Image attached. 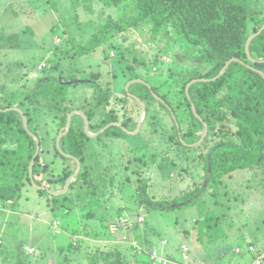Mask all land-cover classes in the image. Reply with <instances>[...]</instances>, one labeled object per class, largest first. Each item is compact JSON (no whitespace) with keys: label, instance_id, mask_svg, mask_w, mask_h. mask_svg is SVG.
Instances as JSON below:
<instances>
[{"label":"rangeland","instance_id":"rangeland-1","mask_svg":"<svg viewBox=\"0 0 264 264\" xmlns=\"http://www.w3.org/2000/svg\"><path fill=\"white\" fill-rule=\"evenodd\" d=\"M254 8L264 10V1ZM121 22L118 9L101 0H58L55 6L48 0H0V98L10 96L17 102L29 94L36 76H60L72 82L66 88L67 101L84 108V113L95 109L100 98L98 88L90 83L94 81L107 100L94 112L89 133L109 113L120 120L132 118L126 130L134 132L139 105L129 93L128 100L123 95L131 76L128 63L136 64L140 80L171 96L181 89L180 77L198 64L173 36L157 31L152 20H138L129 27ZM111 23H121L111 40L85 55L74 54L75 45L92 44L93 36ZM146 116L136 134L121 140L88 137L87 161L101 173L95 211L102 222H96L98 218L88 222L82 210L52 215L45 207L48 197L27 184L11 204L0 203V264H88L93 253L107 250L118 251L127 264H149L153 247L164 251L171 264H179L182 245L188 250L189 264H254L256 259L264 264V176L237 170L219 187L199 194L195 204L181 206L188 201L183 199L188 189L202 182L201 164L193 161L195 154L166 142L171 121L157 104ZM33 120L30 129L42 139L39 160L46 171L39 179L45 187L46 180L56 179L67 165L54 153L53 141L62 129L55 110L41 111ZM5 146L13 147L10 141ZM185 154H191L189 159ZM47 187L61 190L57 184ZM214 201L221 206L214 207ZM208 208L221 218L224 232L214 244L211 238L209 242L204 237L202 243L196 239L195 221ZM138 217L143 218L140 224ZM249 246L254 251L248 252Z\"/></svg>","mask_w":264,"mask_h":264},{"label":"trees","instance_id":"trees-1","mask_svg":"<svg viewBox=\"0 0 264 264\" xmlns=\"http://www.w3.org/2000/svg\"><path fill=\"white\" fill-rule=\"evenodd\" d=\"M57 1L48 0L52 6H55ZM101 1L108 7L117 8L122 18L121 23L127 27L138 20H152L157 31L173 36L175 43L189 52V57L198 64L189 75L180 77L181 89L173 96L169 94V91L162 94L161 87L153 85L151 90L140 84H132L129 88V93L145 104L146 115L149 114L151 106L157 104L159 109L169 117L171 128L166 132V142L169 146L195 154L193 161L196 160L195 164H201L202 182L199 187L188 189L183 196L184 201H188L181 206L195 204L200 197L199 194L208 193L211 187H219L224 183L226 176L237 170H254L264 176V78L258 73L264 74V30L250 44L249 52L252 61L245 54L247 39L264 25V10L254 8L256 3L264 0ZM121 23H115V25L111 23V26L94 35L92 44L75 45L74 54L82 56L102 46L113 38L117 29L116 25L120 26ZM232 58L238 61L232 62L219 79L192 84L186 95L185 87L188 83L195 79L210 80L216 77L225 63ZM240 62L249 67L243 66ZM135 65L128 63L127 67L131 70L128 81L141 79ZM63 80L64 78L60 76L39 77L35 79L29 94L17 102H14L10 96L5 100L0 98V109L22 110L24 103L27 102L28 107L24 109V114L27 117L29 130L36 136H38L37 132L30 129L33 118L36 122L37 113L55 110L59 114L58 128L63 129L68 114L75 109L84 111V108L72 107L69 104L66 98L68 86L61 84ZM90 83L98 88L100 98L95 109L84 112L88 120L94 117L96 109L107 100L104 89L94 81ZM123 94L125 100H128L127 93L123 92ZM152 94L158 96L163 103L158 102ZM191 104L208 126V133L203 143L194 148H189L179 141L177 128L170 113L171 111L176 118L183 142L193 144L201 136L202 124L194 117ZM26 110L28 111L25 112ZM118 120L113 113H109L101 118L96 127L99 130ZM127 120L128 124H122L125 129H129L130 122L133 123L132 118L129 117ZM102 135L113 139H122L127 136L118 127L107 129L96 139H100ZM38 138L41 143L42 139L39 136ZM7 141L12 142L13 147H4ZM88 142L89 138L83 131V122L77 126L72 118L69 132L60 140V148L65 154L74 156L80 161L79 174L64 195L49 196L44 191L35 190L48 197L45 207L52 215L58 217L82 210L83 216L90 219L88 222L98 218L96 222L99 223L102 219L96 216L95 208L101 196L102 187L98 184L101 173L95 172L92 164L87 161ZM53 143L55 155L67 165L56 179H47L46 184L48 186L57 184L62 189L66 180L74 173L76 164L58 153L55 148V139ZM34 151L35 142L23 130L19 114L14 111L0 112L1 204H11L17 196L21 195L22 189L27 184L30 185L28 168ZM186 155L184 158L189 159L191 154ZM39 158L40 152L35 160L32 176L38 186H43V181L39 177L44 174L46 168L40 164ZM110 182L112 185L113 182ZM47 185L46 188H48ZM216 195L217 193L212 194V196ZM213 205L219 207L221 203L214 201ZM158 209H163V206ZM205 211L208 212L205 215L200 214L195 221L196 239L202 243L204 237L209 242L211 238L210 243L214 244L224 236L221 218L214 216L211 208ZM202 245L206 247L205 244ZM14 255L18 257L17 254ZM91 256L88 264H127L123 262L121 254L115 250L93 253Z\"/></svg>","mask_w":264,"mask_h":264},{"label":"water","instance_id":"water-1","mask_svg":"<svg viewBox=\"0 0 264 264\" xmlns=\"http://www.w3.org/2000/svg\"><path fill=\"white\" fill-rule=\"evenodd\" d=\"M264 30V25L254 34L250 35L249 38L247 39L246 41V44H245V54L247 56V58L252 61V58H251V55H250V52H249V47H250V44L251 42L257 38L261 32ZM235 61H238V59L236 58H232L231 60H229L228 62L225 63L224 67L221 69V71L218 73V75L210 80H207V79H195V80H192L190 83L187 84V86L185 87V93L186 95L188 94V89L189 87L192 85V84H195V83H198V82H209V81H215L217 79H219L227 70L228 66L232 63V62H235ZM243 66L245 67H249L248 65H246L245 63L243 62H240ZM263 78H264V74L262 72H258ZM72 82L70 81H61V84L63 85H67L69 86ZM135 83H140L144 86H146L149 90H151V86L149 84H147L146 82H144L143 80H140V79H136V80H131L128 82L127 86H126V93H129V87L132 85V84H135ZM153 97L158 101V102H161L163 103V101L158 97L156 96L155 94H152ZM129 96L131 99L135 100L138 105H139V119L137 121V128L134 132H128L120 123H117V122H113V123H110L108 125H106L105 127H103L102 129H100L98 132L94 133V134H90L89 133V121L86 117V115L79 111V110H74L72 111L70 114L67 115V118H66V124L64 126V128L62 129V131L57 135L56 139H55V148L57 149L58 153L63 156L64 158H67V159H71L75 162L76 164V168H75V171L74 173L66 180L65 182V185L64 187L60 190V191H51L49 190L48 188L46 187H42V186H38L34 180H33V167H34V164H35V160L37 159L38 155H39V152L41 150V145H40V140L39 138L34 134L32 133L30 130H29V127H28V121H27V117L25 116L24 112L22 110H20L19 108H9V109H5V110H1L0 109V112H8V111H14L16 113L19 114L20 118H21V121H22V127H23V130L33 139V141L35 142V151H34V154L32 156V159L30 161V164H29V168H28V172H29V179H30V184L34 187V189L36 190H41V191H44L46 192L47 194L51 195V196H61V195H64L69 187H70V184L71 182L77 177V175L79 174L80 170H81V164H80V161L75 158L74 156H71V155H68V154H65L61 148H60V140L63 136L67 135V133L69 132L70 128H71V124H72V118L75 116V115H79L81 117V119L83 120V131L84 133L87 135V137L89 138H96L97 136L103 134L107 129L111 128L112 126H117L119 127L123 132H125L127 135H134L136 134L141 125H142V122L144 120V117H145V114H146V107H145V104L136 96L132 95L129 93ZM191 110H192V113L194 115V117L202 124V132H201V136L199 138V140L193 144H185L183 142V140L181 139L180 137V130H179V126L176 122V118L173 116V113L170 111L171 115H172V118L175 122V125H176V128H177V132H178V136H179V141L189 147V148H194V147H197L199 145H201L204 141V139L206 138L207 136V133H208V126L205 122L202 121V119L199 117V115L197 114L196 110H195V107L193 104H191ZM207 181V179L205 180Z\"/></svg>","mask_w":264,"mask_h":264},{"label":"built area","instance_id":"built-area-1","mask_svg":"<svg viewBox=\"0 0 264 264\" xmlns=\"http://www.w3.org/2000/svg\"><path fill=\"white\" fill-rule=\"evenodd\" d=\"M142 222H143V218L138 217L137 218V224H140ZM124 223H125V221H124ZM126 240H127L126 236H122V241L126 243V242H128ZM1 244L2 243H1V238H0V245ZM161 245L165 246L166 241H161ZM132 246L136 247L135 242H132ZM33 251H34L33 249L29 250L30 253ZM247 251L252 252V251H254V249L252 246H249ZM235 252L237 254L241 253L239 249H236ZM180 258H181V263H179V264H189L188 263V260H189L188 250L184 245L181 246ZM256 260H254V264H262L259 259H256ZM148 262H149V264H171L172 260H169L164 256V251L157 250L153 247L149 251Z\"/></svg>","mask_w":264,"mask_h":264},{"label":"crops","instance_id":"crops-1","mask_svg":"<svg viewBox=\"0 0 264 264\" xmlns=\"http://www.w3.org/2000/svg\"><path fill=\"white\" fill-rule=\"evenodd\" d=\"M42 76H43V75H41V76H36L35 78L37 79V78L42 77ZM128 82H129V81H128ZM129 88H130V87H129ZM123 95H124V94H123ZM20 110H21V109H20ZM75 110H78V109H75ZM75 117H78V118H77V122H79V120H80L81 117H80L79 115H76ZM145 118H146V114H145L144 119H145ZM138 119H139V116H138ZM138 119H137V121H138ZM88 121L90 122V120H88ZM119 121H122V120L119 119L117 122H119ZM136 124H137V123H136ZM95 125H96V124H95ZM96 126H97V125H96ZM112 127H117V126H112ZM112 127H111V128H112ZM135 127H136V126H135ZM118 128H119V127H118ZM99 130H100V129H99ZM99 130L97 129L95 132H98ZM95 132H94V133H95ZM94 133H92V134H94ZM99 136H100V135H99ZM97 137H98V136H97ZM97 137H96V138H97ZM96 138H95V139H96ZM112 139H113V138H112ZM118 140H121V139H118ZM41 142H42V141H41ZM5 145H6V144H5ZM40 145H41V143H40ZM4 147H6V146H4ZM6 148H9V147H6ZM41 149H42V145H41Z\"/></svg>","mask_w":264,"mask_h":264},{"label":"flooded vegetation","instance_id":"flooded-vegetation-1","mask_svg":"<svg viewBox=\"0 0 264 264\" xmlns=\"http://www.w3.org/2000/svg\"><path fill=\"white\" fill-rule=\"evenodd\" d=\"M114 115V114H113ZM94 117H95V115H94ZM78 118V117H77ZM128 118H126V119H124V120H122V121H119V122H117V123H120L121 125L122 124H128V120H127ZM101 120V119H100ZM80 122H83V120L80 118ZM116 122V121H115ZM111 123H113V122H111ZM110 124V123H109ZM108 125V124H107ZM123 126V125H122ZM129 128V127H128Z\"/></svg>","mask_w":264,"mask_h":264}]
</instances>
